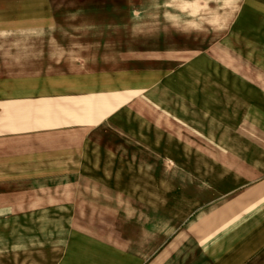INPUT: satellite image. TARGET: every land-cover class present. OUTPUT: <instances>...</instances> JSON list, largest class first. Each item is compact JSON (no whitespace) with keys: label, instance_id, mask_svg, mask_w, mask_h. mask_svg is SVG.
I'll return each instance as SVG.
<instances>
[{"label":"crops","instance_id":"crops-1","mask_svg":"<svg viewBox=\"0 0 264 264\" xmlns=\"http://www.w3.org/2000/svg\"><path fill=\"white\" fill-rule=\"evenodd\" d=\"M185 13L0 27L55 52L0 59V264H264V0Z\"/></svg>","mask_w":264,"mask_h":264},{"label":"rangeland","instance_id":"rangeland-1","mask_svg":"<svg viewBox=\"0 0 264 264\" xmlns=\"http://www.w3.org/2000/svg\"><path fill=\"white\" fill-rule=\"evenodd\" d=\"M186 0L184 4H178L177 0H54L42 3L34 8V4H10L0 2V27H27V26H52L71 27V26H138L149 27L156 24H166L170 28L177 27L178 10L185 11L186 28L192 32L187 34V48H199L209 44V1L210 0ZM20 6V7H19ZM38 9L42 12L41 19H34L33 10ZM23 10H26L23 11ZM168 10L171 15L161 18V12ZM10 14L28 15L24 18H7ZM175 15H174V14ZM37 14V11H36ZM198 17V20L194 18ZM83 17V18H82ZM196 23H194L195 21ZM194 21V22H193ZM174 24V25H172ZM34 36L21 34H0V59H10L15 62L19 58H36L41 55L44 57L55 53L49 50L34 51L25 49L27 39ZM65 35H59L61 40ZM64 52H58L63 54ZM191 53V52H187ZM40 54V55H39ZM16 63V62H15ZM30 64V63H29ZM27 64V65H29Z\"/></svg>","mask_w":264,"mask_h":264}]
</instances>
